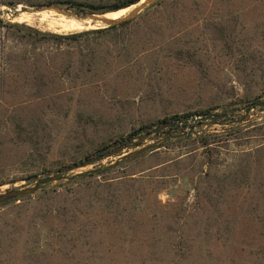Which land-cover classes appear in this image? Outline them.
I'll list each match as a JSON object with an SVG mask.
<instances>
[{
    "label": "trees",
    "instance_id": "obj_1",
    "mask_svg": "<svg viewBox=\"0 0 264 264\" xmlns=\"http://www.w3.org/2000/svg\"><path fill=\"white\" fill-rule=\"evenodd\" d=\"M139 1L49 0L47 4L64 5L65 8L74 9L79 13L105 14L125 10ZM167 2L168 0H160L136 18L115 26L69 31L70 33L42 31L23 23H4L0 19V29L5 28L0 46L1 92L8 89L10 81L18 82L19 75H22L21 86L31 90L27 105L11 106L10 115L5 123L8 131L6 134L10 137L0 141V159L7 151L21 153L20 176H15L9 181L0 176V185L29 178L36 180L42 173L50 174L53 168L57 171L65 165L83 162L133 142L159 125L142 124L132 128L125 136L119 135L96 143L90 142L92 147L80 155L79 151L84 147L82 141L86 136V129L95 128L99 124L95 115L84 109H79L72 115L71 127L74 123L77 128L81 127L80 130L70 129L68 122L71 117L70 102L74 95L78 96L76 101L80 106L83 105L82 95L88 90H94L99 95L129 80L147 83L149 86L156 74L169 69L171 63L189 64L197 51L203 50L198 47L197 50L189 51L187 45L189 41L184 40L182 36L173 44L171 26L176 18L174 13L171 14V9L176 8L178 0H170L169 4ZM0 4L15 6L17 2L0 0ZM167 7L170 12L166 17H162L161 12ZM144 26H148L150 32L147 37L144 33L138 34ZM196 40L198 41V37ZM234 44V41L230 40L224 43L227 48L235 46ZM235 48L241 51L239 47ZM236 49L227 52L231 54ZM240 54L238 64L247 65L249 59L243 52ZM245 76L250 83V80L256 78V73L251 69L246 71ZM10 77L14 79L9 80ZM67 84L70 92L65 91L64 86ZM261 92L243 106L246 111L244 115L237 116L231 111L212 113L209 110L175 114L167 120L181 122L151 133L144 141L136 143L135 146H141L139 149L147 147L140 150L136 156L70 175L55 186H50V183L41 185L34 193L0 204L6 205L18 199L22 200L15 205L17 211L14 220L17 224L9 223L12 229L1 238L0 248L6 242L10 244L11 252L7 253L11 264H49L46 256L50 258L57 253L59 256L63 254L66 258L64 264H91L77 252L69 254L65 248L67 246L76 248L78 244L88 245L87 237L92 235L96 224L95 220L91 219L92 213H108L114 220H128L133 211L137 212L139 202L147 193L157 197L161 191L168 192V186L172 181H176L180 172L185 169V162L200 149L198 154L202 159L196 161L194 165L195 185L212 178L210 170L215 168L221 157L220 149L228 148L232 144L236 148L230 150L232 153L230 158L233 160L225 166L226 169L233 173L232 168L235 165L237 167L235 173L246 175L249 180L251 177L264 180V116L249 117L251 109L262 110L258 104L264 102V89ZM126 114L125 111L124 115ZM222 114L232 116L223 118ZM246 120L252 127L250 130L242 131L241 136L238 135L239 131L236 137L231 135L229 137L219 132L207 133L206 129H203L214 124L238 126ZM187 126L188 132L182 133ZM150 137L154 142L145 143ZM60 138H64L66 144L73 148V151L69 150L68 153L59 152V155L67 158V163L66 158L56 161L50 158L56 141ZM175 147H180L176 153L173 152ZM144 162L148 164L143 165L141 169L135 168L136 164ZM126 163L130 164L127 173L122 172L123 174L118 175ZM112 174L117 176L109 177ZM256 183L259 184L257 186L259 192L264 194V183ZM256 183L253 184L257 185ZM169 217L168 230L164 232L166 234L172 230L171 218L174 216L172 214ZM49 221L58 226L54 225L50 232L45 233ZM179 229L176 241L167 249L169 250L167 254L171 256L168 259L171 260V264H183L193 255L188 245L186 229L184 226ZM163 238L159 236L156 243ZM21 242L22 246L15 245ZM44 247L50 250V253L44 252ZM150 257L149 261L156 264L159 256L152 251ZM95 259L97 260L96 256ZM93 262L97 264L95 260ZM132 262L145 264L146 260H140L138 263L133 259Z\"/></svg>",
    "mask_w": 264,
    "mask_h": 264
},
{
    "label": "rangeland",
    "instance_id": "obj_2",
    "mask_svg": "<svg viewBox=\"0 0 264 264\" xmlns=\"http://www.w3.org/2000/svg\"><path fill=\"white\" fill-rule=\"evenodd\" d=\"M15 1L17 2L15 6L0 4V9L8 12L0 14V19L4 23H23L42 31L57 33H70L69 31L76 32L75 30L82 31L103 26L93 20L76 19L53 10L23 11L43 6L68 9L64 5L47 4L49 0ZM29 3L38 5L31 6ZM169 3L170 0L167 4ZM133 7L135 6L108 12L103 17L117 18ZM169 12L167 7L161 12V16L166 17ZM173 13L176 18L171 26L173 44L179 36H182L184 40L189 41L187 43L189 51L197 50L198 47L203 50L197 51L189 64L171 63L169 69L156 74L149 86L147 83L141 84L129 80L116 84L117 87L109 88L99 95L94 90H88L89 92L86 91L82 95L83 105H80L82 108L77 104L78 96L74 95L70 102L71 117L68 127L72 126V115L79 109L92 112L99 124L95 128L86 129L84 141L81 140L84 142V147L79 151L80 155L92 147L90 142L96 143L102 139L125 136L132 128L142 124L157 123L158 125L162 120L170 119L175 114L209 110L212 113L231 111L237 116L244 115L246 111L243 106L246 102L262 93L261 90L264 89V0H178L176 8L171 9V14ZM4 31L5 28L0 29V46ZM143 33L146 37L150 35L148 26L141 27V32L138 34ZM227 40L234 41V45L241 51H237L235 46L227 48V45H224ZM230 49L236 50L229 54L227 51ZM240 52L249 59L245 66L238 64ZM251 69L256 73V78L249 83L245 74ZM17 77L20 78L18 82L10 81L8 89L4 92L0 89L2 101L0 103V141L10 137L7 135L5 123L10 115L11 106L27 105L26 101L31 95V90L21 86L22 75ZM8 79L13 80L14 77ZM64 87L67 89L63 88L66 92H70L68 84ZM125 111L126 115H124ZM255 116H264V107L262 110L251 109L249 117ZM247 121H242V124L238 126L214 124L203 129H206L207 133L219 132L226 134L225 136L236 137L238 131V135L241 136L242 131L251 129L252 125L250 126V122ZM74 128L81 129L73 123L70 129ZM188 130L187 126L181 132L187 133ZM153 142L152 137L145 141V143ZM140 147L131 146L121 151L120 155L104 157L94 164L68 172L67 176L111 164L119 160L121 155L133 152ZM235 148L233 144L228 148L222 147L221 157L215 168L210 170L212 178L202 180L196 185L193 184L196 180L194 165L196 161L202 159V156L198 154L201 149L194 153L193 157L185 162V169L180 172L177 180L172 181V184L168 186V192L161 191L157 197L147 193L139 202L137 212L133 211L128 220H114L108 213H92L91 219L95 220L96 224L92 235L87 237L88 245L78 244L76 248L67 246L66 251L69 254L77 252L91 264H95L94 260L97 264H132L133 259L138 263L140 260H146L145 264H153L149 259L154 251L155 255L159 256L156 264H171V260H168L171 256L167 254L169 251L167 249L176 241V235L180 233L179 228L184 226L193 255L189 256L183 264H264V194L259 192L260 189L257 188L259 184L256 183H264V180L252 177L249 180L248 176L235 173L237 169L235 165L232 168L233 173L226 169L225 166L232 163L233 159L230 155ZM179 149L180 147H175L173 152L176 153ZM69 150L73 151L71 145L66 144L64 138H60L56 141L50 158L55 161L64 159L66 157L59 155V152L68 153ZM20 157L19 151L11 150L4 153V157L0 159L2 170L0 176L8 181L15 176H20L22 169ZM67 161L66 158L65 162ZM146 164L148 162L136 164L135 168L141 169ZM129 168V163L124 164L118 175L123 174L122 172L127 173ZM57 171L53 168L50 174L42 173L37 179L51 176ZM115 176L117 174L109 177ZM36 180L29 178L0 185V194L13 188L30 187ZM62 181H64L63 178L50 182V186L58 185ZM21 202L22 200L18 199L6 205H0V242L1 238H4L12 229L9 223L17 224L14 220L17 211L15 205ZM172 214L174 216L171 218L172 230L166 234L164 232L168 230L169 215ZM54 225L55 223L49 221L45 233L50 232ZM163 234H166L168 238ZM159 236L164 238L156 243ZM15 245L22 246L23 243ZM7 252H11L8 242L0 248V264H11ZM44 252L50 253V250L45 249ZM51 257L46 256L49 264H64L66 261L63 254L59 256L57 253Z\"/></svg>",
    "mask_w": 264,
    "mask_h": 264
},
{
    "label": "water",
    "instance_id": "obj_3",
    "mask_svg": "<svg viewBox=\"0 0 264 264\" xmlns=\"http://www.w3.org/2000/svg\"><path fill=\"white\" fill-rule=\"evenodd\" d=\"M160 0H140L139 2H137L136 4H133L131 6H135L133 7L130 11H128L126 14L119 16L117 18H109V17H103L102 15H104V13H97V12H84V13H78L75 11H71L68 9H62L56 6H43L41 8H36V9H26L23 11H28V12H36V11H43V10H53L59 14L65 15V16H70V17H74L76 19H91L93 21L99 22L101 23L103 26L102 27H109V26H115L118 24H121L123 22L129 21L131 19H134L135 17H137V15H139L142 11H144L145 9H147L148 7H151L153 5H155L156 3H158ZM131 6L127 7L130 8ZM118 11V10H117ZM8 12L4 9H0V14H7ZM106 13V12H105ZM259 107H264V102H261L258 104ZM232 115H227V114H222L221 117L223 118H227V117H231ZM180 120H165L162 121L156 128H154L151 132L149 133H145L143 134L139 139L130 142V143H126L125 145H121L119 147H116L108 152H105L104 154H100L97 155L95 157H92L90 159H86L83 162H79V163H75V164H70L65 166L64 168L59 169L56 174H53L51 176H47L44 177L42 179H37L34 184L30 187H23V188H13V189H9L4 193L0 194V204L4 203L6 201L12 200V199H16L20 196H24L27 194H31L34 193L41 185H45L47 183L53 182V181H57L59 179L62 178H67V174L68 172L77 169L79 167H83L86 165H90V164H94L96 162H98L99 160H101L104 157H108L111 155H118L119 153H121V151L131 147V146H135L136 143L142 142L146 139V137H148L151 133H156L158 131H161L164 128H168L171 126H174L178 123H180ZM147 147L144 146L141 149H137L133 152H129V153H125L124 155H121L119 157V160L121 159H126V158H130L133 156H136L140 150H145Z\"/></svg>",
    "mask_w": 264,
    "mask_h": 264
},
{
    "label": "bare ground",
    "instance_id": "obj_4",
    "mask_svg": "<svg viewBox=\"0 0 264 264\" xmlns=\"http://www.w3.org/2000/svg\"><path fill=\"white\" fill-rule=\"evenodd\" d=\"M127 9V8H126ZM110 14V13H109ZM102 16H105V15H102ZM89 21H92L91 19H88Z\"/></svg>",
    "mask_w": 264,
    "mask_h": 264
}]
</instances>
